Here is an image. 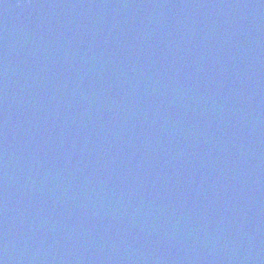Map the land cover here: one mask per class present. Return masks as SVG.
Wrapping results in <instances>:
<instances>
[{
    "label": "water",
    "instance_id": "1",
    "mask_svg": "<svg viewBox=\"0 0 264 264\" xmlns=\"http://www.w3.org/2000/svg\"><path fill=\"white\" fill-rule=\"evenodd\" d=\"M0 264H264V0H0Z\"/></svg>",
    "mask_w": 264,
    "mask_h": 264
}]
</instances>
